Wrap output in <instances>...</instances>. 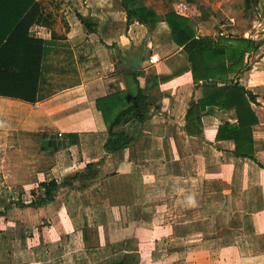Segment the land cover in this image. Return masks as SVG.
<instances>
[{"label":"crops","instance_id":"1","mask_svg":"<svg viewBox=\"0 0 264 264\" xmlns=\"http://www.w3.org/2000/svg\"><path fill=\"white\" fill-rule=\"evenodd\" d=\"M87 1L83 15L99 21L94 32L74 24L69 10L76 6L63 3L66 33L54 39L43 27L45 37H36L45 40L36 102L0 96V185H18L1 193L13 192L9 203L19 214L6 217L10 204L0 197V264H112L114 259L98 257L110 250L138 255L137 264H264V54L236 80L256 96L252 108L259 120L254 160L236 157L234 141L217 140L220 126L237 123L235 111L215 110L202 117L201 135L194 127L195 135L186 132L188 110L203 97L202 89L168 25L161 22L149 33L139 23L127 25L121 0ZM14 53L24 55L6 54L0 88L19 89L22 80L33 88V72L31 79L19 78L18 70L4 68L21 65H14ZM26 68L30 72L28 63ZM133 71L144 73L142 86L150 75L168 79L148 91L149 119L131 128L138 137L130 147L107 156L100 145L40 152L42 134H106L120 106L131 103L134 89L126 73ZM37 162L47 167L37 177L41 183L59 182L93 162L99 176L85 184L78 176L72 187H62L58 208L51 206L56 201L22 208L30 188L10 180V170ZM52 164L57 174H51ZM46 209L41 220L36 213ZM25 212L35 214L32 224L21 218ZM66 235H75L74 247L62 243ZM92 245L101 251L86 259Z\"/></svg>","mask_w":264,"mask_h":264},{"label":"trees","instance_id":"2","mask_svg":"<svg viewBox=\"0 0 264 264\" xmlns=\"http://www.w3.org/2000/svg\"><path fill=\"white\" fill-rule=\"evenodd\" d=\"M164 1V0H163ZM192 2L193 0H189ZM258 0H243L246 10H251L257 5ZM121 6L126 13L127 25L139 23L151 33L159 23L165 22L170 30L172 41L180 48H183L187 60L191 65V72L194 83L202 89V98L191 105L187 114V125L185 130L190 135H195L191 127L198 130L201 135V119L208 114L220 111H235L237 123H225L219 127L217 140H231L235 143L234 154L236 157L249 158L254 160V133L253 127L259 124L258 117L252 108L256 104V96L240 85L238 76L250 69L249 59L264 45V39L257 40L254 37L243 39L239 45H231L227 42L215 43L212 38L198 35L192 19L176 10H170L165 15L159 14L148 7L144 0H121ZM201 15L200 22L209 20L211 13L203 6H199ZM79 22L88 33L94 32L99 26L96 18L85 17L79 14ZM55 20L52 13L46 11L42 0H0V68L2 62H6L8 52H24L19 56L14 53V65L4 67L8 70L13 68L19 78L34 79V86L31 81L22 80L19 89H1L0 96L19 98L28 102H36L41 63L45 40L36 38L31 29L35 26L51 30L54 39L59 38L52 29ZM225 24V23H222ZM144 44L138 47L143 52ZM136 49V48H135ZM28 54V55H26ZM27 63L30 72L27 70ZM33 64V70L31 66ZM126 76L132 78L133 94L129 106L120 111L118 115L108 124L106 134H42L40 139V152L53 155L74 145L84 147L101 146V152L105 155L117 154L130 147L138 136L131 133V128L145 123L148 116L151 96L148 91L155 89L161 81L168 77L150 75L142 86L141 72H127ZM233 77V78H232ZM202 83V84H201ZM201 84V86H200ZM94 155V154H93ZM96 158V156H94ZM103 161V160H102ZM98 164L96 162L87 164L84 171L66 178L62 183L51 180L39 185L38 194L33 191L35 197L30 204L25 205L20 200L22 208H38L55 201L56 193L62 187H72L74 180L79 176L85 184L97 175L92 174ZM98 174V172H97ZM37 195V196H36ZM13 203V202H12ZM7 208V207H6ZM138 257L124 255L112 261V264H137Z\"/></svg>","mask_w":264,"mask_h":264},{"label":"rangeland","instance_id":"3","mask_svg":"<svg viewBox=\"0 0 264 264\" xmlns=\"http://www.w3.org/2000/svg\"><path fill=\"white\" fill-rule=\"evenodd\" d=\"M114 1L119 2L120 0H114ZM42 2H43V6L46 9V11L52 13L54 16L55 23L52 29L55 32L57 30L58 33L56 34L58 36H63L64 33H66L68 29V23L65 20L66 18L64 14L65 12L70 11V14L72 16L71 21L74 24L76 22L80 23L79 18H78L79 14L82 16H84L83 14H86V16H88V12L86 10H83V6H86L87 3L90 2L87 0H42ZM144 2L148 7L154 9L161 15H165L168 11L173 9V10L178 11L179 13H182L190 17L194 23V26L197 29L198 35L200 36L212 38V36H214L218 31H220V28L224 27L226 30H229L233 33V38L230 41H223V42H227L231 45L241 44L242 40L246 39L244 37L246 33H249L250 36L254 37V39H257V40L264 39V0H258L257 5L251 10L245 9L243 0H193L192 2H190L189 0H164V1L163 0H144ZM63 3L70 4V5H72L73 3L76 6V8L72 7L73 8L72 10L63 11L61 7ZM199 6H203L205 9L209 10L211 13L209 20H207L206 22L199 21V18L201 15ZM61 11H63L64 13ZM230 20H233V21L230 22ZM222 23H225V24H222ZM260 54H264V45L253 55L252 59L249 60L250 68L254 67L256 61H259L261 59L258 57ZM262 65L264 68V60L262 62ZM120 107L121 108H119L116 111V113L112 116V119L109 121V123L118 115L120 111H122L125 108V106L124 107L120 106ZM45 168L47 167H44V164H42L41 162H37L36 164L34 163V166H31V163H27L25 167L12 168L10 170L11 171L10 180L13 179L14 182H18L19 186H25L23 187V189L26 188L28 190L30 188L29 195H24V197L22 198L23 202L33 200L32 199L33 197L30 194V190L32 188L34 191H37V193L39 194L43 193L42 190L39 192L40 190L39 185L41 184V182L38 181L37 177L42 178L40 176H42V173L45 172L44 171ZM56 169H57V166L52 164V169H51L52 175L58 173ZM84 170L85 168L83 169V171ZM32 171H35L36 173L35 175L36 177L34 178L31 175ZM75 172L79 173V171L78 172L75 171ZM73 173L74 172L72 171V173L67 174V177L65 176L64 178L59 180V182L62 183L66 178L69 177L70 174H73ZM92 174L99 176V173L97 174V172L96 171L93 172V170H92ZM23 175L27 177L28 179H25V177H22ZM13 184L14 183L9 182V185H6V186L0 185V197L7 196L5 198L6 202L4 203L10 204L6 210L5 216L18 218L19 214L12 206L13 203L12 202L9 203L10 201H12L11 195L13 194V192L4 193L5 191H13L15 189L14 186H18V185H13ZM1 191H4V192L1 193ZM64 193H65L64 191L57 192L55 196L56 202L53 203L51 206L58 208L64 196H61L62 198L60 197L59 199L56 197L59 194L62 195ZM7 198H9V200H7ZM96 202L99 203V201L97 200ZM28 209L32 210L30 207ZM47 211L48 209H46L45 211H42L41 213H36V214H38L42 218L46 216ZM43 212H45L46 214ZM21 218H23L25 222L32 224L33 221H35V214L33 213L27 214V212H25ZM41 220H43V218ZM74 238H75V235H72L71 237H69V235L63 236L62 243L66 244L65 247H67L70 244L72 247H74L75 245ZM40 240L43 241V238H41ZM53 241L55 242V244L57 243L61 244L56 239H53ZM65 241H67V243H65ZM100 251L101 250L99 248H96L95 246L92 245V247L90 246V249L88 251H85L84 257H86V259L88 257L95 259L96 257L95 254L99 253ZM198 252L199 251L196 250V256L198 255ZM117 253L118 251L116 250H110L107 253L106 257H101V256H98V257L104 258V259L109 258L111 260L112 259L116 260L122 257V253H119V254ZM130 256H138V255H130ZM63 262L64 264H68V263H65L66 260ZM103 262H105L104 264H107L106 263L107 261H103ZM69 264H73V262H69ZM80 264H84V262L82 261ZM85 264H87V262Z\"/></svg>","mask_w":264,"mask_h":264},{"label":"built area","instance_id":"4","mask_svg":"<svg viewBox=\"0 0 264 264\" xmlns=\"http://www.w3.org/2000/svg\"><path fill=\"white\" fill-rule=\"evenodd\" d=\"M233 20H230L232 22ZM230 24V23H229ZM228 24V25H229ZM36 37H45V32L43 31V27H36L34 31H32ZM246 39L251 38L249 33H246L244 36ZM233 38V33L229 30H226L224 27L220 28V31H218L214 36H212V39L215 43H222L223 41H230ZM60 136L62 134H59Z\"/></svg>","mask_w":264,"mask_h":264}]
</instances>
